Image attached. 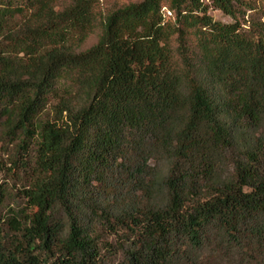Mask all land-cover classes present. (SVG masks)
I'll return each instance as SVG.
<instances>
[{
	"label": "trees",
	"instance_id": "trees-1",
	"mask_svg": "<svg viewBox=\"0 0 264 264\" xmlns=\"http://www.w3.org/2000/svg\"><path fill=\"white\" fill-rule=\"evenodd\" d=\"M98 1L0 0V138L34 150L0 264H264V39Z\"/></svg>",
	"mask_w": 264,
	"mask_h": 264
},
{
	"label": "rangeland",
	"instance_id": "rangeland-1",
	"mask_svg": "<svg viewBox=\"0 0 264 264\" xmlns=\"http://www.w3.org/2000/svg\"><path fill=\"white\" fill-rule=\"evenodd\" d=\"M70 1L71 0H57L56 6L62 8L69 4ZM140 1L142 0H100L96 3V11L106 15L124 5ZM201 1L208 7L207 14L213 21L222 24L236 23L239 30L244 33V35L253 39H264V0H239L235 2L233 4V17L215 9L211 5L210 0ZM16 19L20 20L21 17L17 16ZM164 20L167 21L168 18L164 17ZM172 21L173 19L171 18L170 22ZM99 33L100 32L97 31V34L89 37L79 51H85L93 46L97 42ZM186 37L189 42L193 40L194 43V38L191 35H187ZM169 44L170 48L175 53L178 46L176 36L171 37ZM54 103L55 101H52L51 105ZM53 117V110L49 106L46 108L43 119L47 118L48 120H52ZM0 137H2L1 134ZM33 156V148H30L28 153H24L18 148L17 142L0 138V197H3V204L0 206V221L4 224L2 225L4 232H6L8 228L6 225L7 219L12 217L16 210L25 209L22 190L28 187L31 182V177L27 171L21 169L23 167L21 164L28 158V165L32 167ZM1 193L3 194L2 196ZM108 240L114 243L115 238L108 237ZM114 264H117V260Z\"/></svg>",
	"mask_w": 264,
	"mask_h": 264
},
{
	"label": "built area",
	"instance_id": "built-area-1",
	"mask_svg": "<svg viewBox=\"0 0 264 264\" xmlns=\"http://www.w3.org/2000/svg\"><path fill=\"white\" fill-rule=\"evenodd\" d=\"M165 14H166V17H169L171 15V13L168 11H165Z\"/></svg>",
	"mask_w": 264,
	"mask_h": 264
}]
</instances>
